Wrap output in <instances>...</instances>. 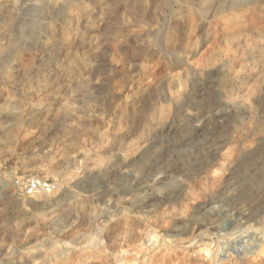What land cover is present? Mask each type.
<instances>
[{
	"label": "rangeland",
	"instance_id": "374dc122",
	"mask_svg": "<svg viewBox=\"0 0 264 264\" xmlns=\"http://www.w3.org/2000/svg\"><path fill=\"white\" fill-rule=\"evenodd\" d=\"M0 264H264V0H0Z\"/></svg>",
	"mask_w": 264,
	"mask_h": 264
},
{
	"label": "built area",
	"instance_id": "2783aa9c",
	"mask_svg": "<svg viewBox=\"0 0 264 264\" xmlns=\"http://www.w3.org/2000/svg\"><path fill=\"white\" fill-rule=\"evenodd\" d=\"M19 194L25 198H36L50 195L54 192L56 185L49 179L39 175H26L12 180Z\"/></svg>",
	"mask_w": 264,
	"mask_h": 264
}]
</instances>
